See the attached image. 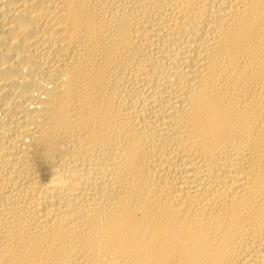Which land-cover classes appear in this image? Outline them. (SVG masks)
I'll use <instances>...</instances> for the list:
<instances>
[{
	"label": "bare ground",
	"instance_id": "6f19581e",
	"mask_svg": "<svg viewBox=\"0 0 264 264\" xmlns=\"http://www.w3.org/2000/svg\"><path fill=\"white\" fill-rule=\"evenodd\" d=\"M0 264H264V0H0Z\"/></svg>",
	"mask_w": 264,
	"mask_h": 264
}]
</instances>
